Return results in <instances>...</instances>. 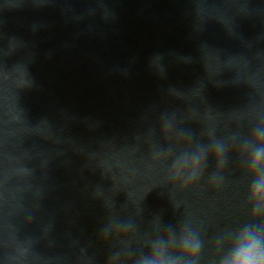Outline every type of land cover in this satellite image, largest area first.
I'll use <instances>...</instances> for the list:
<instances>
[{
  "label": "water",
  "instance_id": "1",
  "mask_svg": "<svg viewBox=\"0 0 264 264\" xmlns=\"http://www.w3.org/2000/svg\"><path fill=\"white\" fill-rule=\"evenodd\" d=\"M264 112V0H0V264H100L111 210L207 241L242 218L234 155L220 187L175 193L151 160L174 113L197 136ZM207 142V137H202ZM215 161H209V171Z\"/></svg>",
  "mask_w": 264,
  "mask_h": 264
},
{
  "label": "clouds",
  "instance_id": "2",
  "mask_svg": "<svg viewBox=\"0 0 264 264\" xmlns=\"http://www.w3.org/2000/svg\"><path fill=\"white\" fill-rule=\"evenodd\" d=\"M172 113L161 114L157 131L165 147L154 146L153 164L169 200L178 208L175 193L201 185L220 187L223 170L234 155L244 177L242 218L218 230L207 264H264V112L257 111L246 125L227 139H219L214 129L197 136ZM207 142H202V137ZM215 169L209 171V161ZM99 224L96 241L104 249L100 264H202L207 241L202 225L189 218L165 224L153 216L149 228L141 231L138 206L134 215L111 210ZM88 264H97L94 258Z\"/></svg>",
  "mask_w": 264,
  "mask_h": 264
}]
</instances>
